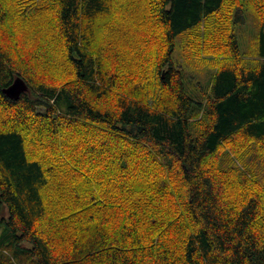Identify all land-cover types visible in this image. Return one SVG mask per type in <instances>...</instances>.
<instances>
[{
    "label": "trees",
    "instance_id": "1",
    "mask_svg": "<svg viewBox=\"0 0 264 264\" xmlns=\"http://www.w3.org/2000/svg\"><path fill=\"white\" fill-rule=\"evenodd\" d=\"M0 230V264H264V0H0Z\"/></svg>",
    "mask_w": 264,
    "mask_h": 264
},
{
    "label": "rangeland",
    "instance_id": "2",
    "mask_svg": "<svg viewBox=\"0 0 264 264\" xmlns=\"http://www.w3.org/2000/svg\"><path fill=\"white\" fill-rule=\"evenodd\" d=\"M237 26L236 32L241 50L245 53L253 52L256 46V36L260 30V20L255 14L249 12L245 20L238 22ZM185 37V33L177 36L174 61L183 65L188 93L196 101H203L206 96L204 91H208L212 77L218 68V60L209 56L196 57L187 47ZM4 211V215H8L6 207Z\"/></svg>",
    "mask_w": 264,
    "mask_h": 264
},
{
    "label": "water",
    "instance_id": "3",
    "mask_svg": "<svg viewBox=\"0 0 264 264\" xmlns=\"http://www.w3.org/2000/svg\"><path fill=\"white\" fill-rule=\"evenodd\" d=\"M29 89V85L24 78L18 76L14 82L3 89V92L13 99H18L20 95Z\"/></svg>",
    "mask_w": 264,
    "mask_h": 264
}]
</instances>
